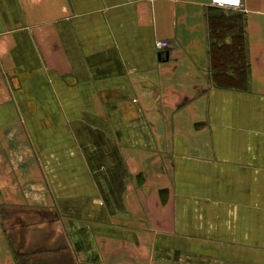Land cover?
Wrapping results in <instances>:
<instances>
[{
  "label": "crops",
  "instance_id": "1",
  "mask_svg": "<svg viewBox=\"0 0 264 264\" xmlns=\"http://www.w3.org/2000/svg\"><path fill=\"white\" fill-rule=\"evenodd\" d=\"M0 264H264V0H0Z\"/></svg>",
  "mask_w": 264,
  "mask_h": 264
},
{
  "label": "trees",
  "instance_id": "2",
  "mask_svg": "<svg viewBox=\"0 0 264 264\" xmlns=\"http://www.w3.org/2000/svg\"><path fill=\"white\" fill-rule=\"evenodd\" d=\"M211 18V16H210ZM224 15L213 19L214 35L211 39V56L217 67V81L224 85H233L238 88H246L248 64L245 53V43L242 32L239 29L238 36L232 43H224L222 26Z\"/></svg>",
  "mask_w": 264,
  "mask_h": 264
},
{
  "label": "built area",
  "instance_id": "3",
  "mask_svg": "<svg viewBox=\"0 0 264 264\" xmlns=\"http://www.w3.org/2000/svg\"><path fill=\"white\" fill-rule=\"evenodd\" d=\"M211 4L217 8H241L243 0H211ZM168 46V42L157 43V48L160 50Z\"/></svg>",
  "mask_w": 264,
  "mask_h": 264
}]
</instances>
